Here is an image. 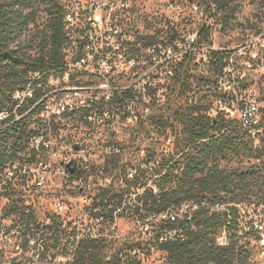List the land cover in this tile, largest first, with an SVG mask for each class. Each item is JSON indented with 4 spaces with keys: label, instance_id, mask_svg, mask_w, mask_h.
Masks as SVG:
<instances>
[{
    "label": "built area",
    "instance_id": "1",
    "mask_svg": "<svg viewBox=\"0 0 264 264\" xmlns=\"http://www.w3.org/2000/svg\"><path fill=\"white\" fill-rule=\"evenodd\" d=\"M59 3L62 64L30 71L0 111V131L25 125L16 154L0 167V264H73L84 241L119 239L123 197L146 185L141 191L132 183L121 197L122 188L140 168L155 166L152 150L131 161L144 152L138 130H169L171 95L185 96L186 105L208 116L234 119L254 145L264 135V106L251 90L264 76V13L250 37L225 46L218 41L225 15L212 1L194 2L189 12L171 0ZM184 77L188 87L179 94ZM206 140L179 151L167 132L161 152L173 158L166 168ZM189 206L197 207L182 203L161 217L174 221ZM253 225L264 247V224ZM226 242L222 234L218 243ZM105 256L109 262L111 251Z\"/></svg>",
    "mask_w": 264,
    "mask_h": 264
},
{
    "label": "trees",
    "instance_id": "2",
    "mask_svg": "<svg viewBox=\"0 0 264 264\" xmlns=\"http://www.w3.org/2000/svg\"><path fill=\"white\" fill-rule=\"evenodd\" d=\"M210 1L219 9L228 4V0H200L204 5ZM238 7L231 6L232 14ZM62 14L59 0H0V111L10 107L13 93L30 71L51 70L62 64ZM41 15L46 17V31L42 32L35 30ZM29 26L30 37L22 39ZM187 79L181 80L179 94L188 87ZM172 122L169 131L179 151L207 140L168 168L173 156L161 152L151 171L140 168L138 178L126 181L121 197L132 183L144 187L152 179L153 186L136 196L134 210L154 215L159 232L151 246L165 254L164 264H251L254 247L247 238L259 241L253 223L259 220L264 224V135L254 145L246 132L234 128V119L208 116L193 105L175 110ZM24 129V124H13L0 131V167L16 154ZM157 131L166 133V129ZM182 203L197 207L189 206L174 221L161 217ZM173 229L176 233L169 237ZM222 234L227 238L223 245L218 243ZM103 243L84 241L73 264H107L101 254ZM142 247V242H137L139 251ZM129 261L141 264L138 256Z\"/></svg>",
    "mask_w": 264,
    "mask_h": 264
},
{
    "label": "rangeland",
    "instance_id": "3",
    "mask_svg": "<svg viewBox=\"0 0 264 264\" xmlns=\"http://www.w3.org/2000/svg\"><path fill=\"white\" fill-rule=\"evenodd\" d=\"M159 0H155L158 3ZM173 3H186L187 12H189L190 5L199 0H171ZM237 4L239 7L233 12L231 6ZM221 12L226 17H223V29L218 41L225 46H233L239 44L250 37L254 31V22L259 14L264 13V0H228L226 7H223ZM226 19V20H225ZM39 26H43L45 30L46 17L41 15L38 19ZM39 28V27H38ZM41 29V28H40ZM35 30H39L36 29ZM33 46V44H32ZM33 49V48H32ZM195 76V73L193 74ZM251 90L260 97V102L264 106V76L260 77L251 86ZM185 96H173L170 98V111L167 114L172 118V114L179 107L186 106ZM170 132L166 129V133ZM165 134H161L157 129H140L138 130V149L144 152H138L136 158L131 161L135 164L147 158L150 150L154 152V156L158 159L161 150L166 145ZM153 137L154 143L150 146L149 138ZM129 149V145H124V154ZM152 179L146 184V187H152ZM123 187V185H122ZM121 185L119 184L118 190ZM145 187L140 188L142 191ZM140 191V192H141ZM136 194L132 189L123 197V209L121 211L120 222L117 225L120 238L104 242L101 247V254L104 255L106 250L111 251V259L107 264H131L129 260H133L134 256L141 259V264H164L165 254L159 251L153 245V237L159 232L158 227L154 224V220H147L145 217V210L136 212L133 208L135 204ZM125 203V204H124ZM250 212L252 210H249ZM249 212V213H250ZM257 218V216H254ZM250 244L254 247L252 263L264 264V247L260 246L258 241L253 238H247ZM137 242H142L143 249H137ZM146 248V249H145ZM147 250V251H146Z\"/></svg>",
    "mask_w": 264,
    "mask_h": 264
},
{
    "label": "water",
    "instance_id": "4",
    "mask_svg": "<svg viewBox=\"0 0 264 264\" xmlns=\"http://www.w3.org/2000/svg\"><path fill=\"white\" fill-rule=\"evenodd\" d=\"M79 146L78 145H76V149L78 148Z\"/></svg>",
    "mask_w": 264,
    "mask_h": 264
}]
</instances>
